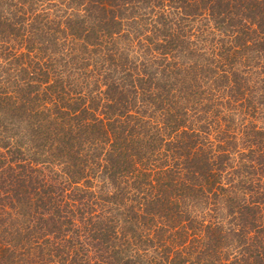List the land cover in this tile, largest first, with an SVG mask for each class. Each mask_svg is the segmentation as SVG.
<instances>
[{"label":"trees","instance_id":"obj_1","mask_svg":"<svg viewBox=\"0 0 264 264\" xmlns=\"http://www.w3.org/2000/svg\"><path fill=\"white\" fill-rule=\"evenodd\" d=\"M0 264H264V0H0Z\"/></svg>","mask_w":264,"mask_h":264}]
</instances>
